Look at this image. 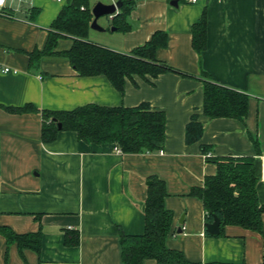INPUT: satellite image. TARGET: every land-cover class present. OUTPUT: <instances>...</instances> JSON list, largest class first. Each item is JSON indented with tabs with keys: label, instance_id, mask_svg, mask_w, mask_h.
Returning a JSON list of instances; mask_svg holds the SVG:
<instances>
[{
	"label": "crops",
	"instance_id": "1",
	"mask_svg": "<svg viewBox=\"0 0 264 264\" xmlns=\"http://www.w3.org/2000/svg\"><path fill=\"white\" fill-rule=\"evenodd\" d=\"M65 2L7 0L8 14L0 13V105L70 110L88 103L131 107L147 102L165 112L164 146L161 153H118L112 144L86 143L63 130L43 143L39 113H12L0 106V226L42 233L39 253L24 249L22 256L0 234V264L6 251L8 264H122L118 228L144 232L150 176L164 181V206L173 214L168 248L194 262H262L264 213L263 234L225 225L224 235L210 236L202 201L189 191L216 173L207 157L254 155L257 196L264 205V0H187L177 6L170 0H136L129 30L112 31L103 24L102 32L89 29L88 39L122 53L142 46L156 31L165 32L167 44L156 49V59L197 77L133 75L125 79L122 93L105 75H78L63 56H43L37 69H29L27 53L43 48ZM204 8L207 42L199 57L191 45V26ZM71 44L70 38L59 39L56 50ZM3 67L12 70L3 72ZM201 71L248 94L244 124L203 113ZM193 113L203 132L187 144L185 127ZM248 132L258 141V153ZM203 145L209 147L206 153ZM67 232L78 234L77 244L64 243ZM143 264L159 263L145 259Z\"/></svg>",
	"mask_w": 264,
	"mask_h": 264
},
{
	"label": "trees",
	"instance_id": "2",
	"mask_svg": "<svg viewBox=\"0 0 264 264\" xmlns=\"http://www.w3.org/2000/svg\"><path fill=\"white\" fill-rule=\"evenodd\" d=\"M120 9L110 18L111 26L119 31L131 28L128 15L134 8L136 0H121ZM185 2L187 0H178ZM90 0H66L48 31L42 49L28 52L29 69H37L43 56L58 55L69 60V63L80 76L105 75L113 87L123 92L126 78L133 75L155 78L158 74L174 72L183 77L197 78L159 61L155 51L167 44L165 32L156 31L142 46L129 53H122L104 47L88 39L92 20ZM206 8L200 18L191 26V45L198 53L206 48L207 33ZM70 38L72 44L68 50L57 51L59 39ZM203 87V113L211 118L229 117L242 124L248 113V94L222 85L208 73L201 71L198 78ZM8 112H35L41 116L40 139L49 143L56 139L59 131H73L79 140L86 143H109L118 147L122 153L158 152L163 149L165 141V112L151 108L147 102L136 106H102L88 103L70 110L39 109L32 104L23 106H3ZM61 128L58 129L57 124ZM203 126L193 113L185 127L187 144L200 139ZM255 152L258 153V141L248 132ZM208 146H201L202 153ZM216 164V173L205 176L200 186L191 187L189 194L201 199L205 210V223L216 215L220 220V231L210 236L224 235L225 225H238L245 229L262 232L261 215L264 205L259 202L256 185L254 155L207 157ZM151 182L146 185L144 207V232L127 234L118 228L122 264H143L145 259H153L159 264H231L201 263L187 260L180 250L168 248L165 244L170 232L172 212L165 208L164 198L167 195L165 183L156 176H150ZM7 246L15 244L20 255L24 249L40 251L41 229L35 232L16 233L7 226H0ZM67 232L64 243L75 245L78 234ZM264 237V236H263ZM7 262V251L4 257ZM259 264H264V259Z\"/></svg>",
	"mask_w": 264,
	"mask_h": 264
},
{
	"label": "water",
	"instance_id": "3",
	"mask_svg": "<svg viewBox=\"0 0 264 264\" xmlns=\"http://www.w3.org/2000/svg\"><path fill=\"white\" fill-rule=\"evenodd\" d=\"M171 5L177 6L178 0H170L169 2ZM122 5L121 0H116L114 2H109V3H104L101 1L96 2L92 7H91V13H92V20L90 23V28L93 30L97 31H103L104 28L100 26L97 23V20L99 17L104 16V15H113L120 9ZM112 31L116 30V27L111 26L110 28ZM58 129L61 128L60 123L57 124ZM151 181H147V184H149ZM182 220H180V223ZM207 232H209L212 235L218 234L220 231V220L216 215H213V220L211 222H207L204 224Z\"/></svg>",
	"mask_w": 264,
	"mask_h": 264
},
{
	"label": "rangeland",
	"instance_id": "4",
	"mask_svg": "<svg viewBox=\"0 0 264 264\" xmlns=\"http://www.w3.org/2000/svg\"><path fill=\"white\" fill-rule=\"evenodd\" d=\"M98 1H101V2H104V3H109L110 0H90L91 2V5L93 6L96 2ZM97 23L101 26L102 24L103 25H106L107 26V29L108 30H111V20L108 19V16L107 15H104V16H101L98 18L97 20ZM91 29V28H90ZM90 32H102V31H97V30H93L91 29ZM108 32V31H107ZM96 34V33H95ZM100 34V33H98ZM105 34H108V33H105ZM90 38V37H89ZM89 40H92V38H90Z\"/></svg>",
	"mask_w": 264,
	"mask_h": 264
},
{
	"label": "built area",
	"instance_id": "5",
	"mask_svg": "<svg viewBox=\"0 0 264 264\" xmlns=\"http://www.w3.org/2000/svg\"><path fill=\"white\" fill-rule=\"evenodd\" d=\"M18 1H22V0H18ZM57 1H62V0H57ZM189 1H190V2H196L197 0H189ZM6 2H7V0H0V13L3 14V15L8 14V13H6V11H5ZM113 2H114V1H113ZM112 16H113V15H109L108 17L111 18ZM10 70H12V69L9 68V67H3V68L1 69V71H3V72H8V71H10ZM114 150H115L116 152H118V153L121 152L120 149H119L118 147H114ZM159 152L161 153L162 151L160 150Z\"/></svg>",
	"mask_w": 264,
	"mask_h": 264
}]
</instances>
